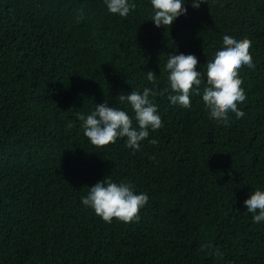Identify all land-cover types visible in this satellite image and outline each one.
Listing matches in <instances>:
<instances>
[{
	"label": "trees",
	"instance_id": "1",
	"mask_svg": "<svg viewBox=\"0 0 264 264\" xmlns=\"http://www.w3.org/2000/svg\"><path fill=\"white\" fill-rule=\"evenodd\" d=\"M131 2L123 18L104 0H0V264H264V221L244 207L264 190V0H186L168 29L150 21V0ZM225 35L251 40L256 66L240 70L245 115L227 124L202 95L173 105L166 71L168 55H195L202 93ZM145 87L158 143L92 145L76 114L107 101L138 126L116 98ZM105 178L148 195L138 222L107 223L82 204Z\"/></svg>",
	"mask_w": 264,
	"mask_h": 264
},
{
	"label": "clouds",
	"instance_id": "2",
	"mask_svg": "<svg viewBox=\"0 0 264 264\" xmlns=\"http://www.w3.org/2000/svg\"><path fill=\"white\" fill-rule=\"evenodd\" d=\"M154 14L150 21L157 28H171L181 16L188 14L185 7L186 0H150ZM111 14L127 18L130 12L135 11L136 4L131 0H104ZM209 4L208 0H193L192 8L199 9L202 4ZM252 42L248 38L237 40L230 35L223 37V47L218 50L214 59L206 64V86L201 93L200 86L204 83L202 75L198 72V59L195 55L183 53L168 55L166 71L170 91L168 99L173 105L183 108L191 107L190 95H202L204 105L209 111V118L227 124L229 113H234L236 118H242L245 113L238 108L247 97L242 87L240 70L247 66L255 69L253 57L250 53ZM147 81L155 84L157 75L153 71L146 73ZM169 89L165 88L159 93L164 95ZM157 93L152 88L145 87L143 92L133 90L130 94H121L116 99L120 104L127 103L134 112L133 117L125 110L110 107L106 101L96 104L90 114L78 112L77 119L81 122L84 135L92 145L104 148L115 144L118 139L126 138V147L135 151L140 150L141 142L148 140L149 129L157 131L163 127L162 119L158 115V107L150 97ZM67 127H72L69 123ZM156 145V139L148 140ZM155 159V157H152ZM82 204L91 208L103 221L112 223L113 219L124 223L139 221L140 211L148 204L147 194L135 192L134 185L125 182H114L110 178L97 182L88 187L86 196L81 197ZM244 207L253 214V222L264 221V190L257 189L244 201ZM203 248V246H202Z\"/></svg>",
	"mask_w": 264,
	"mask_h": 264
}]
</instances>
